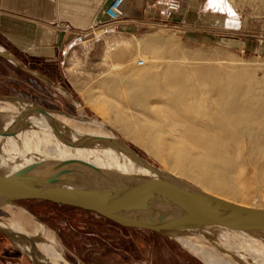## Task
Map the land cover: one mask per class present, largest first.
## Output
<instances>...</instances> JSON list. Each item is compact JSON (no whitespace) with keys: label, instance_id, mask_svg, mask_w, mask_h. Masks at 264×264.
Returning <instances> with one entry per match:
<instances>
[{"label":"rangeland","instance_id":"rangeland-1","mask_svg":"<svg viewBox=\"0 0 264 264\" xmlns=\"http://www.w3.org/2000/svg\"><path fill=\"white\" fill-rule=\"evenodd\" d=\"M227 1L235 11L234 15L211 9L208 0H186L174 22L179 29L150 25L152 21L141 9L139 16H131L135 23H123L110 32L96 31L86 46L68 47L58 63H24L13 53L0 48L14 55L30 72L0 56V95L31 101L72 129L79 126L86 132H112L140 157L168 171L170 165L167 161L160 160L136 141L125 137L119 126L103 122L100 113L109 106L118 111L119 106L102 97L101 82L107 77L135 78L134 72L146 66L156 71L154 65L175 57L172 61L242 68L263 85L264 0ZM133 3L139 6L135 0ZM109 49L111 57L106 54ZM142 56L149 58V65L138 68L135 63L142 60ZM117 63H124L125 68L113 70L112 65ZM118 99L125 103L124 98ZM17 108L15 102L0 100V113H7V117H16L20 113ZM106 114L111 116L113 112L107 110ZM242 148L244 154L250 151L247 139H244ZM260 166L261 163L256 165L257 168ZM252 168L246 164L249 172ZM233 198L243 204L264 208V194L259 192H240ZM0 219L27 232L29 236L22 238L32 241L33 247L42 255H47L48 246L54 245L67 264H205L200 256L184 248L176 239L118 228L94 214L69 207L21 201L0 208ZM209 233L215 243L232 254L242 255L247 260L252 257L240 234L218 230ZM192 236L196 243L223 262L237 264L215 249L205 237ZM0 238L10 242L1 232Z\"/></svg>","mask_w":264,"mask_h":264},{"label":"bare ground","instance_id":"bare-ground-1","mask_svg":"<svg viewBox=\"0 0 264 264\" xmlns=\"http://www.w3.org/2000/svg\"><path fill=\"white\" fill-rule=\"evenodd\" d=\"M208 2L211 9L235 14L227 0ZM168 49L172 50V47ZM106 54L111 57V50H107ZM174 58L154 65L156 71H152L151 66L136 70L135 78L103 79L100 86L102 97L119 106L118 111L107 107L113 112L111 116L106 114L107 110L102 111L103 122L119 126L125 137L136 141L160 160L167 161L170 167L165 172L171 176L196 184L202 191L216 197L247 207L263 208L240 203L233 196L240 192L264 194V161H261L264 158V84L259 82L260 85L249 71L247 73L242 68L176 62L172 61ZM142 60L146 62L143 67L149 65L148 57L142 56ZM112 68L122 71L125 66L124 63H117ZM119 97L124 98L125 103H121ZM18 107L22 118L29 119L33 129L39 132L18 131L13 136H0V169L12 171L33 167L43 171L56 162L82 161L111 172L153 175L133 164L120 150H72L55 142L45 133L47 115L36 114L25 104H18ZM3 116L7 113H0V117ZM52 120L63 131H69L72 137L81 134L108 135L96 130L86 132L79 126L72 129L53 116ZM244 139L251 146L247 154L243 153ZM258 163H261L260 168L256 167ZM246 164L253 167L251 172L246 169ZM10 228L29 236L15 224ZM202 233L201 236L207 237L215 249L231 257L235 263L264 264L263 228H252L251 232L240 234L245 248L252 254L250 262V259L220 247L209 231ZM22 240L38 261L67 264L54 245H49V253L42 255L33 247L32 241ZM176 240L200 256L205 264H230L205 250L192 235H179Z\"/></svg>","mask_w":264,"mask_h":264},{"label":"water","instance_id":"water-1","mask_svg":"<svg viewBox=\"0 0 264 264\" xmlns=\"http://www.w3.org/2000/svg\"><path fill=\"white\" fill-rule=\"evenodd\" d=\"M0 56L25 69L14 55L0 50ZM0 100L25 104L36 114L47 115L46 135L69 149L120 150L133 164L153 174L111 172L82 161L56 162L43 171L33 167L12 171L0 169V208L21 201L47 202L94 214L125 229L171 239L183 234L202 235L203 231L242 234L256 227L264 229V208L247 207L216 197L173 177L140 157L112 132L72 137L69 131L54 124L47 110L35 103L2 95ZM3 117H0L1 137L16 135L18 131L39 132L20 113L16 117ZM10 227L0 219V232L14 247L33 264H45L32 255L22 240V236H27Z\"/></svg>","mask_w":264,"mask_h":264},{"label":"crops","instance_id":"crops-1","mask_svg":"<svg viewBox=\"0 0 264 264\" xmlns=\"http://www.w3.org/2000/svg\"><path fill=\"white\" fill-rule=\"evenodd\" d=\"M106 0H0V48L24 63H58L73 43L57 23L80 28L102 20ZM128 0L126 12L139 16L142 0ZM1 63V61H0ZM0 264H33L10 242L0 238Z\"/></svg>","mask_w":264,"mask_h":264},{"label":"built area","instance_id":"built-area-1","mask_svg":"<svg viewBox=\"0 0 264 264\" xmlns=\"http://www.w3.org/2000/svg\"><path fill=\"white\" fill-rule=\"evenodd\" d=\"M186 0H142V11L152 21L150 25L155 27H173L179 29V25L174 23ZM128 0H106L102 8V20H96L85 28H80L70 22L57 23L59 30L74 36L71 47L86 46L91 41L90 37L96 35V31L110 32L123 23H135L126 12ZM144 61L139 60L137 67H143Z\"/></svg>","mask_w":264,"mask_h":264},{"label":"trees","instance_id":"trees-1","mask_svg":"<svg viewBox=\"0 0 264 264\" xmlns=\"http://www.w3.org/2000/svg\"><path fill=\"white\" fill-rule=\"evenodd\" d=\"M46 204H51V203H47V202H45ZM51 205H55V204H51ZM55 206H60V205H55ZM61 207H64V206H61ZM113 224V223H112ZM114 226H116V227H118V228H122V227H120V226H118V225H115V224H113Z\"/></svg>","mask_w":264,"mask_h":264},{"label":"snow or ice","instance_id":"snow-or-ice-1","mask_svg":"<svg viewBox=\"0 0 264 264\" xmlns=\"http://www.w3.org/2000/svg\"><path fill=\"white\" fill-rule=\"evenodd\" d=\"M214 2V0H210V3Z\"/></svg>","mask_w":264,"mask_h":264}]
</instances>
